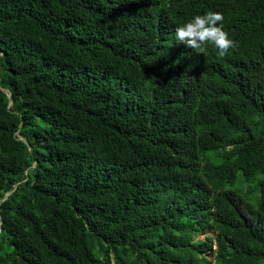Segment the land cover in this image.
I'll return each instance as SVG.
<instances>
[{"label": "trees", "instance_id": "1", "mask_svg": "<svg viewBox=\"0 0 264 264\" xmlns=\"http://www.w3.org/2000/svg\"><path fill=\"white\" fill-rule=\"evenodd\" d=\"M0 264H264V0H0Z\"/></svg>", "mask_w": 264, "mask_h": 264}, {"label": "clouds", "instance_id": "2", "mask_svg": "<svg viewBox=\"0 0 264 264\" xmlns=\"http://www.w3.org/2000/svg\"><path fill=\"white\" fill-rule=\"evenodd\" d=\"M175 39L177 43L197 50L198 54H203L206 46L211 45L217 51L219 57H225L230 50L238 47V42L232 39L224 28V15L221 12L207 11L205 14H197L186 23L175 29ZM178 44V45H179ZM205 54V53H204ZM216 79L205 80V82L216 83ZM209 210L217 209L212 200L208 201ZM213 232L208 230L205 234L197 236L204 240L206 236H212ZM203 236V238H199ZM212 249H216L215 244Z\"/></svg>", "mask_w": 264, "mask_h": 264}, {"label": "rangeland", "instance_id": "3", "mask_svg": "<svg viewBox=\"0 0 264 264\" xmlns=\"http://www.w3.org/2000/svg\"><path fill=\"white\" fill-rule=\"evenodd\" d=\"M199 238H203V236H200Z\"/></svg>", "mask_w": 264, "mask_h": 264}, {"label": "water", "instance_id": "4", "mask_svg": "<svg viewBox=\"0 0 264 264\" xmlns=\"http://www.w3.org/2000/svg\"><path fill=\"white\" fill-rule=\"evenodd\" d=\"M8 195V194H7Z\"/></svg>", "mask_w": 264, "mask_h": 264}]
</instances>
